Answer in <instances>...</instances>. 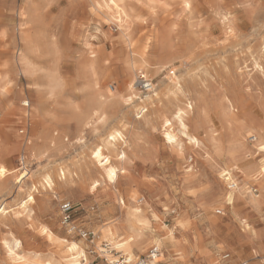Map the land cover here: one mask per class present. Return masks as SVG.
Instances as JSON below:
<instances>
[{"label": "rangeland", "instance_id": "rangeland-1", "mask_svg": "<svg viewBox=\"0 0 264 264\" xmlns=\"http://www.w3.org/2000/svg\"><path fill=\"white\" fill-rule=\"evenodd\" d=\"M101 1L57 0L46 12L44 30L57 33V54L56 57H28L34 65V78L18 67V57H15L22 48L23 27L17 8L0 13V72H7L10 80L0 92V106L8 103L10 107L8 115L0 119V138L3 139L0 164L10 169L28 167L32 175L46 170L53 176V190L36 193L33 208L41 223L49 226L66 244L86 241L88 262L85 264H108L99 256L97 245L114 253L116 250L101 240V228L136 208L149 219L151 230L161 231V238H167V230L178 232L181 222L185 221L184 230L193 240L223 247L215 255L221 263L229 260L230 264H264V203L255 211L248 208L240 211L249 221L250 230L256 233L254 240L247 238L242 226L234 222L227 224L230 204L213 209H205L201 204L203 196L222 199L231 191L230 183L221 177L223 169H231L230 163L225 161L231 133L221 124L223 97L233 102L237 108L234 114L240 122L252 128L264 122V71H261L264 68V0H187L189 5L185 0H151L148 5L134 3L130 5L132 16L122 30L113 18H107L109 14L105 16L95 8L94 4ZM160 34L165 36L170 52L157 51L154 47ZM128 37L140 47L130 48ZM10 39L16 44L10 45ZM147 42L150 59L162 60L165 65L157 74L151 71L144 74L152 80L153 89H159L161 79L167 82L174 73L181 75L186 92L184 96L179 95L180 101H172L166 115L172 117L178 107L187 109L191 101L194 109L189 114V124L195 126L200 120L203 125L193 132L198 142L182 139L176 124L172 128L181 147L177 149L164 141V127L154 107L151 103L140 104L141 99L146 100L147 93L153 92L139 87L140 72L133 78L139 98H134L129 106L121 101L127 94L124 67L132 60V50ZM91 63L97 65L98 79H104L100 89L110 102L104 107L105 121L94 120L81 132L70 103H78L79 109L85 110L89 102L95 100L93 73L88 70ZM50 66L65 79V86L59 96L51 98L47 91L46 97L40 98L34 89L38 87L35 83H41L40 76L46 74ZM24 101H29L30 106ZM39 104L43 107L38 114L35 108ZM32 113L35 117L30 116ZM116 129L123 131L126 142L117 143L113 150L103 147V152L125 172L119 173L115 183H106L90 162V155L98 145H103L107 134ZM28 142L35 145V154L28 149ZM245 142L248 158L257 162L263 160L264 155L254 146V138L248 135ZM122 149L127 153L125 164L118 159ZM74 164L82 165L81 171L72 168ZM89 166L92 169H88ZM59 167L72 168L74 176L59 178ZM36 178H33L35 183ZM96 179L103 181V187L91 194L87 186ZM236 179L240 183L238 176ZM7 184L12 189L4 196L10 210L6 217H26L21 200L26 198L29 187L24 186L22 193L16 196V186L9 181ZM133 189L141 201L132 199L121 207L118 198L128 196ZM249 189L252 193V189L257 190L255 194L261 193L259 183L251 184ZM107 193H112L113 197L105 196ZM12 199L14 205L9 204ZM53 199L57 221L51 217L53 212L47 211V204ZM67 201L73 205L69 221H65L61 211V205ZM15 236L22 240L23 250H36L45 257L52 250L45 238L39 242L31 235L37 248L33 250L28 249L21 237ZM150 249L139 252L138 257L147 258ZM186 250L190 252L186 251L187 264H208L199 252ZM161 251L157 264H177L175 255L166 245ZM224 255L229 256L224 259ZM2 263L16 264L0 245Z\"/></svg>", "mask_w": 264, "mask_h": 264}, {"label": "bare ground", "instance_id": "bare-ground-1", "mask_svg": "<svg viewBox=\"0 0 264 264\" xmlns=\"http://www.w3.org/2000/svg\"><path fill=\"white\" fill-rule=\"evenodd\" d=\"M56 1L57 0H24L23 3L18 4L13 0H0V13L4 12L5 9L12 10L17 8L16 13L22 20V23H20L23 26L22 31L20 32L22 48L16 52L15 57H18V67L22 68L23 72L26 74H29L30 78L35 75V70L34 65H32L31 60L28 57H56L57 33L52 32L53 30L51 29L49 30H51L52 33H47L45 32L46 29L44 30L46 12L55 5ZM184 2L186 5H189L187 0ZM134 3L137 5L139 3L148 5L151 3V0H102L101 3H95L94 6L96 9L99 8L98 11L100 13H105V16L109 14L111 17L109 16L107 18L109 20L113 18L122 30L123 26L132 16L131 8L133 7H130V5ZM103 9H105L107 13ZM46 27H48V25ZM126 41L131 46L130 48L137 47V41L132 40V38H126ZM154 47L157 48V51H169V44L165 36L161 34L158 35ZM137 48L132 50V60L124 67L123 71L126 77L124 83L127 94L124 95L121 101L127 106L133 103L132 101L134 98H139L137 94L138 91L134 86L135 83H133L134 74L137 71L140 73L151 71L152 73L157 74L160 71V68L165 65V62L162 60L153 62L151 60L152 58L150 59L149 42L143 47L139 49ZM92 56L94 57V55ZM96 66V63H91L88 68V70L93 73L94 79L92 87L95 100H91L92 102H89L85 110L79 109L78 103H70L73 110L76 112L77 122L82 127L81 132L89 127L94 120L105 121L106 113L104 107L110 102L103 97L104 91L100 89V84L104 79H98ZM53 70L52 66L48 67L47 73L40 76L41 83H35L38 87L34 89L40 95V98H45L48 92L50 94L49 97L51 98L56 97L57 94V96H59V92L61 93V90L65 86V79L58 76ZM8 77L9 75L7 72H0V92H3L7 85H9L10 80H8ZM163 80L164 78L161 79L160 86L159 84L157 85L159 89H152L153 92L147 93L146 100L141 99L140 104L151 103V106L154 107V111L157 112V116L161 119V124L164 127L163 139L169 145L176 147L177 149L181 147L179 137H177V134L173 131V124H176L182 139L188 138L191 142H198V137L194 135L193 132L200 127L203 128V125L200 120L198 124L194 123L195 126L189 124V114H191L194 109L191 101L187 103V109L178 107L172 117L166 115V110H171L170 105L172 104V101H180L179 95L184 96V93L186 92L181 83V75L174 73L173 76L169 77L167 82H164ZM63 93H65V91ZM163 99L165 100V104H163ZM44 102L45 101H43V104ZM24 104L30 106L29 101H24ZM43 104H39L40 106L35 108L37 113L41 110ZM221 104L224 106L221 124L231 133V140L227 149L228 158L225 159V161L230 163L231 169H223L221 171V177L224 178L226 182L230 183L228 187L231 191L225 194L222 199L217 197L210 199L207 196H203L201 204L205 209H213L215 206L230 204L228 219L225 221L230 225L234 222L238 226H242L245 229L243 231L247 238L254 240L256 239V233L255 231L250 230L249 221L241 216L240 211L241 209L248 208L252 212L259 209L264 203V158L259 162L248 158V155L245 153L247 149L245 138L248 135L249 137H253L254 141H256L254 146L264 155V152H262V148H264V122L259 126L253 128L249 127L243 122H240L234 114V109L237 111V108L233 102H231L230 98L223 97ZM71 106H69L70 109ZM141 110H145L143 105ZM35 113L30 114V116L35 117ZM60 120H63V118ZM116 133H119V136H116ZM114 136L115 139H113ZM210 136L212 138V132H210ZM169 137L172 138V142L169 141ZM119 142L125 143L126 141L124 139L123 131L121 129H116L107 134L106 138L103 140V145H98L90 155V162L101 172L106 183H115L119 173L125 172L124 168L113 164L111 158L106 156L103 152V147L113 150ZM27 146L31 152H34L33 154L37 152L35 151V145L33 143L29 144L28 142ZM41 152L39 154H42ZM97 152L99 153V156L96 155ZM126 157L127 153L125 150L122 149L119 151L118 159L121 163L125 164ZM72 168H75L76 171H81L82 165L74 164V167ZM72 168L65 169L64 167H59V169H57L59 178L66 179V175L74 176ZM0 169L4 170L3 172H0V192L3 191V187L7 181L16 186V196H19L22 193L24 186L29 187L26 198L21 200V207L27 211L26 217L32 221V227L36 229L35 226H37V230L43 235L52 249L50 254L46 257L40 252L23 250L22 240L16 237L13 232H9V237H3L0 240L1 248L7 257L13 259L16 264H85V261L88 262L85 240L66 244L49 226L42 224L41 222L39 226L37 225V223H39V216L38 212L33 208V205H35L37 201L36 193H39L40 190H53V186L55 185L53 176L46 170H39L35 175H32L28 167L25 168V166H23V168L10 169L4 164H0ZM88 169H92V167L89 166ZM112 173H114V175L110 178V174ZM236 176L240 178V183H237ZM35 177H38L36 178V183L33 180ZM255 182L260 184L261 193L259 195L255 194L257 193V190L252 189V191H254L252 193L249 189L250 185ZM102 183V180L96 179L93 180L87 188L91 194H95L96 192H99V187H103ZM105 191L106 190H102L101 192L106 193ZM4 196L5 195L0 196V219L6 217L10 212L7 207V199ZM105 196L113 197L112 193H107ZM29 197H31V199H29ZM126 197L122 196L118 198V204L121 207L127 205V201H132V199L141 201V199L139 200L138 193L135 189L130 191ZM235 201H241V203L237 205ZM54 205V199L51 203L48 202L47 211L53 212L51 217L54 221H57L58 216L55 214ZM216 210L217 212L224 213L220 209ZM225 214L226 213H224V215ZM186 226L187 223L182 221L178 232L167 230V238H161V231L155 232L151 230L149 219L139 211V208H136L135 211H127L125 215H122L118 220L106 223L101 228L100 237L103 242L111 244L113 249L116 250V253H121L128 257L129 261L139 258V250L144 252L147 249L156 246L161 251L162 247L166 245L168 251L175 255L177 264H187V252L190 253L186 250L187 248L193 253L199 252L202 254L208 264H223L215 258V255L219 253L223 247L216 243L213 246H208L203 242L193 240L191 235L184 230ZM45 229H47V231H45ZM69 233H73V230L70 229ZM96 248L99 256L105 261L111 262L116 258L115 254L112 253L113 250H108L99 245H97ZM256 253L257 251H254V254ZM160 255L156 259L151 260V262L156 263L161 258ZM228 256L229 255H224L222 258L226 259ZM230 262L231 261L228 260L224 264H230Z\"/></svg>", "mask_w": 264, "mask_h": 264}, {"label": "crops", "instance_id": "crops-1", "mask_svg": "<svg viewBox=\"0 0 264 264\" xmlns=\"http://www.w3.org/2000/svg\"><path fill=\"white\" fill-rule=\"evenodd\" d=\"M1 39L2 38L0 37V42H1ZM14 44H16V43H13L12 40L10 39V45L13 46ZM7 104L8 103L0 106V119L3 117H6L8 115V110L10 109V107ZM1 140H3V139L0 138V141ZM11 189H12V187H9L8 184L6 183L5 186L3 187V191H2L3 193L0 192V196L8 195ZM14 203H15L14 199L9 201L10 205H14ZM38 221H39V223H37V225L39 226L41 220L39 219ZM31 222L32 221L30 219H28L27 217H21V216L16 217L13 215H9V217H4V218L0 219V240L3 237H9V232H13L15 235H17L23 239V241L28 245V249H33V250L37 249L36 245L33 244V242L31 241L30 236L32 235L34 237L35 241L38 240L39 242H40V239L44 238V237L37 230V226H35L36 229H34L32 227ZM38 247H40V246H38ZM38 249H40V248H38ZM110 250H112V249H110ZM139 252H141V251L139 250ZM112 253L116 255V258L113 259L111 262H107L108 264H112L115 260L119 259L120 257L128 259V257H126L123 254H118L116 252L114 253V251ZM150 264H157V262L156 263L150 262Z\"/></svg>", "mask_w": 264, "mask_h": 264}, {"label": "built area", "instance_id": "built-area-1", "mask_svg": "<svg viewBox=\"0 0 264 264\" xmlns=\"http://www.w3.org/2000/svg\"><path fill=\"white\" fill-rule=\"evenodd\" d=\"M138 85L142 90L146 92L152 91L154 87L152 80L149 79L144 73H140L138 79ZM72 210H73V205L70 201L64 202L61 205V211L64 214L65 221H69L70 213ZM159 255H160V249L155 246L150 249L147 258L139 257L136 260L129 261L128 259L120 257L119 259L115 260L112 264H150L151 260L156 259Z\"/></svg>", "mask_w": 264, "mask_h": 264}, {"label": "snow or ice", "instance_id": "snow-or-ice-1", "mask_svg": "<svg viewBox=\"0 0 264 264\" xmlns=\"http://www.w3.org/2000/svg\"><path fill=\"white\" fill-rule=\"evenodd\" d=\"M261 71H264V68L261 69ZM116 136H119V133H116ZM113 139H115V136L113 137ZM169 141L172 142V138L169 137ZM262 152H264V148H262ZM97 156H99V153H96ZM3 169H0V172H3ZM114 175V173L110 174V178ZM29 199H31V197H29ZM183 227V225H182ZM45 231H47V229H45Z\"/></svg>", "mask_w": 264, "mask_h": 264}]
</instances>
